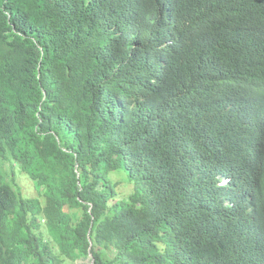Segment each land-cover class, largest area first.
Instances as JSON below:
<instances>
[{
  "label": "trees",
  "instance_id": "16d2710c",
  "mask_svg": "<svg viewBox=\"0 0 264 264\" xmlns=\"http://www.w3.org/2000/svg\"><path fill=\"white\" fill-rule=\"evenodd\" d=\"M0 159V264H264V0H0Z\"/></svg>",
  "mask_w": 264,
  "mask_h": 264
},
{
  "label": "rangeland",
  "instance_id": "374dc122",
  "mask_svg": "<svg viewBox=\"0 0 264 264\" xmlns=\"http://www.w3.org/2000/svg\"><path fill=\"white\" fill-rule=\"evenodd\" d=\"M15 165V164H14ZM16 172L14 173L12 170L11 163L8 161H4L0 159V171L4 175L7 182L11 183L17 191H21L23 195L34 197L38 195V190L35 185V181L29 178L26 174L19 171V167H15ZM117 171L119 176H114L116 180H121V185L118 188V199L128 198L131 193L134 192L133 185L127 184L122 181L121 177L124 176V172ZM126 174V172H125ZM121 175V176H120ZM125 178H128V175H125ZM85 262H90L89 259L85 260Z\"/></svg>",
  "mask_w": 264,
  "mask_h": 264
},
{
  "label": "clouds",
  "instance_id": "9594fccd",
  "mask_svg": "<svg viewBox=\"0 0 264 264\" xmlns=\"http://www.w3.org/2000/svg\"><path fill=\"white\" fill-rule=\"evenodd\" d=\"M227 181H228V179L224 180V182H223V183H225V182H227Z\"/></svg>",
  "mask_w": 264,
  "mask_h": 264
}]
</instances>
